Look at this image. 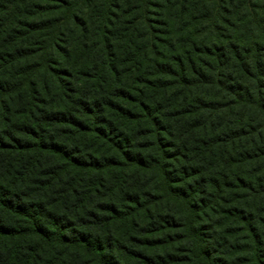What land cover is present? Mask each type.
<instances>
[{
  "label": "trees",
  "instance_id": "16d2710c",
  "mask_svg": "<svg viewBox=\"0 0 264 264\" xmlns=\"http://www.w3.org/2000/svg\"><path fill=\"white\" fill-rule=\"evenodd\" d=\"M0 264H264V0H0Z\"/></svg>",
  "mask_w": 264,
  "mask_h": 264
}]
</instances>
